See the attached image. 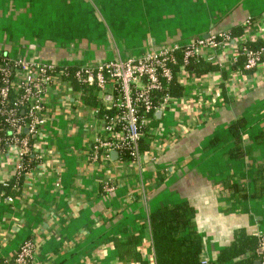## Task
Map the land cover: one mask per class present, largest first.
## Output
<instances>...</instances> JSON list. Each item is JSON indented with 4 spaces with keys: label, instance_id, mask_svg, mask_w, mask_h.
Masks as SVG:
<instances>
[{
    "label": "crops",
    "instance_id": "obj_1",
    "mask_svg": "<svg viewBox=\"0 0 264 264\" xmlns=\"http://www.w3.org/2000/svg\"><path fill=\"white\" fill-rule=\"evenodd\" d=\"M219 31L235 40L200 56L217 69L178 77L137 161L94 159L96 106L71 81L48 83L38 161L0 192V264L26 240L31 264H155L150 214L176 203L194 208L206 264L237 230L264 236V58L236 65L241 43H264V0H0V55L74 69ZM16 164L0 149V183Z\"/></svg>",
    "mask_w": 264,
    "mask_h": 264
},
{
    "label": "built area",
    "instance_id": "obj_2",
    "mask_svg": "<svg viewBox=\"0 0 264 264\" xmlns=\"http://www.w3.org/2000/svg\"><path fill=\"white\" fill-rule=\"evenodd\" d=\"M234 40L230 32L219 31L182 45L173 43L158 49H148L137 55L107 59L93 66L76 68L74 78L80 83L94 86V92L99 93L96 98L100 105L95 107L96 130L90 146L92 157H108L112 151L118 154L126 151L131 157L130 161H137L141 154L138 143L143 134L142 130L147 128L154 113L167 107L171 99L166 94L158 97L153 92L163 89L174 78V74L177 77L190 76L192 73L184 69L189 58H201L208 49L222 48ZM177 53L182 54L183 63L175 73L173 68L178 63ZM240 53L245 56L242 69L251 70L264 58V45L251 49L241 43L238 55ZM67 70L68 67L55 63L12 57L6 58L5 65L0 64V105L6 106L8 92L13 89L21 92L20 103L28 106L27 118L19 117L15 108L0 109V114H7L8 122L14 128L6 148L16 153L15 172L23 168L24 155L35 150L39 115L44 108L43 94L48 83L56 77L71 81L65 78L68 75ZM101 108L104 111L100 113ZM141 112L151 116H142ZM23 129H27L25 132L28 136L17 138L16 133ZM107 189H112V186H107ZM259 237L258 248L262 252L257 260L264 264V236ZM32 257L33 243L26 240L16 252L14 262L31 264Z\"/></svg>",
    "mask_w": 264,
    "mask_h": 264
},
{
    "label": "trees",
    "instance_id": "obj_3",
    "mask_svg": "<svg viewBox=\"0 0 264 264\" xmlns=\"http://www.w3.org/2000/svg\"><path fill=\"white\" fill-rule=\"evenodd\" d=\"M234 33L232 34V36ZM264 43L247 44L251 49H258ZM177 65L173 70L176 73L183 63L181 53H177ZM7 56L0 55V64L5 65ZM245 63V56L240 53L237 57L236 65ZM9 65V64H6ZM184 69L193 75L200 76L217 69L214 65L202 58L191 57L188 59ZM244 70V69H243ZM68 75L71 82L77 85L84 92V100L87 104L93 106L100 105L99 100L92 95L94 86L78 82L74 78V68L68 67ZM11 76L13 75L10 73ZM1 85V81H0ZM183 86L179 83L178 77L174 74V78L164 85L163 89L153 92L159 96L168 95L170 98H177L182 95ZM21 92L11 89L7 95L6 106L0 105V109L15 108L19 117L27 118L28 106L20 103ZM1 100V97H0ZM104 110L101 108L100 113ZM142 116H151L148 113H142ZM14 128L8 122L7 114H0V149H6L8 141L13 135ZM138 143L139 151L143 152L148 148L152 139L148 128L142 130ZM17 138L28 136L24 129L16 133ZM119 159L129 160L131 157L126 151L118 154ZM38 161L34 152L24 155L23 168L13 173L12 177L5 183H0V192L6 193L8 189H19L24 174L29 171ZM194 208L187 203H176L170 206L160 207L151 212L149 217L150 233L152 239V247L154 252L155 264H204L200 259V253L203 249L202 236L195 231ZM260 237L247 234L245 230L240 229L234 232L233 240L229 245L224 246L218 251V255L214 263L208 264H255L256 259L260 257L257 252ZM239 257L237 260L235 258Z\"/></svg>",
    "mask_w": 264,
    "mask_h": 264
},
{
    "label": "water",
    "instance_id": "obj_4",
    "mask_svg": "<svg viewBox=\"0 0 264 264\" xmlns=\"http://www.w3.org/2000/svg\"><path fill=\"white\" fill-rule=\"evenodd\" d=\"M157 112H159V111H157ZM25 131H27V129H25ZM111 155L117 157V156H118V153H117L116 151H112V152H111ZM257 252H258L259 254H261L262 249H261V248H258V249H257ZM238 258H239V257L235 258L234 260H237ZM255 264H260V261H259V260H256V261H255Z\"/></svg>",
    "mask_w": 264,
    "mask_h": 264
},
{
    "label": "rangeland",
    "instance_id": "obj_5",
    "mask_svg": "<svg viewBox=\"0 0 264 264\" xmlns=\"http://www.w3.org/2000/svg\"><path fill=\"white\" fill-rule=\"evenodd\" d=\"M134 55H137V54H134Z\"/></svg>",
    "mask_w": 264,
    "mask_h": 264
}]
</instances>
